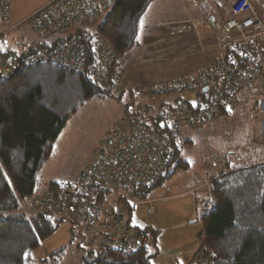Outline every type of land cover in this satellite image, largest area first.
I'll list each match as a JSON object with an SVG mask.
<instances>
[{"label": "built area", "instance_id": "obj_1", "mask_svg": "<svg viewBox=\"0 0 264 264\" xmlns=\"http://www.w3.org/2000/svg\"><path fill=\"white\" fill-rule=\"evenodd\" d=\"M116 1L51 0L13 26L12 0H0L6 33L26 24L38 42L21 53L12 48L1 51L0 78L9 79L20 66L53 64L115 100L127 98L124 115L110 127L92 163L75 180L47 186L29 203L34 214L48 221L69 222L82 250L131 256L151 251L157 235L150 227L131 222L133 207L178 163L187 132L241 108L256 109L264 147V97L255 101L258 83L264 79V19L255 14L250 0H234L224 24L215 17L207 20L212 31H220L217 54L209 64L164 82L133 86L126 78L127 64L102 36L80 31L60 38L81 22L109 12ZM188 94L195 95L194 102L185 98ZM165 99H173V104L151 108ZM224 164L216 178L227 173ZM153 213L149 206L150 218Z\"/></svg>", "mask_w": 264, "mask_h": 264}, {"label": "trees", "instance_id": "obj_2", "mask_svg": "<svg viewBox=\"0 0 264 264\" xmlns=\"http://www.w3.org/2000/svg\"><path fill=\"white\" fill-rule=\"evenodd\" d=\"M154 1L117 0L96 34L123 58L137 45L141 21ZM100 95L106 94L53 64L20 66L9 79L0 78V264H35L32 253L56 231L59 223L41 215L27 218L22 204L40 194V174L67 121L85 100ZM251 153L241 154L211 182L209 197L198 200L205 210L194 264H264V156L257 153L258 161L249 163ZM155 253L83 250L82 264H150Z\"/></svg>", "mask_w": 264, "mask_h": 264}, {"label": "rangeland", "instance_id": "obj_3", "mask_svg": "<svg viewBox=\"0 0 264 264\" xmlns=\"http://www.w3.org/2000/svg\"><path fill=\"white\" fill-rule=\"evenodd\" d=\"M260 1L264 3V0H258L255 4L259 5ZM46 3L48 0H12L14 16L22 21ZM257 5H254V10L264 19L261 13L264 9ZM105 15L103 13L81 22L74 29L61 34L60 38L76 35L80 31L96 34ZM25 26H21V30L25 29L28 36L36 38ZM7 27L8 24L4 28L7 30ZM9 36L7 33L5 39ZM11 47L14 48L13 45ZM164 64L177 71L176 64H170L169 61ZM257 90L255 101L264 97V79L258 83ZM186 99L194 102L195 95L188 94ZM126 100L118 101L108 95H100L84 101L59 134L53 154L40 174L38 193L45 192L47 186L56 182L75 180L92 163L94 151L110 127L124 115ZM246 110L248 113L239 110L187 132L188 145L180 155V161L172 167L170 176L134 205L131 222L143 229L150 227L157 233L155 246L150 251L156 253L151 257L150 264H194L201 245V218L205 210L201 204L204 201L199 203L198 200L206 194L209 197L211 182L218 179L216 174L221 170L219 166L225 163L224 170L227 172L229 166L231 168L238 163L237 158L241 154L252 152L249 163L258 161L257 153L264 156L256 109ZM30 199L22 204V211L27 218L37 215L31 210ZM149 206L154 210L151 218L148 215ZM72 230L73 226L69 222H60L56 231L32 253L35 264H82L83 250L78 246L77 238L73 237Z\"/></svg>", "mask_w": 264, "mask_h": 264}, {"label": "crops", "instance_id": "obj_4", "mask_svg": "<svg viewBox=\"0 0 264 264\" xmlns=\"http://www.w3.org/2000/svg\"><path fill=\"white\" fill-rule=\"evenodd\" d=\"M233 2L234 0H155L141 21L137 45L123 57L128 66V83L134 86L164 82L195 73L209 64L217 54L220 31H212L207 26V20L215 17L224 24ZM250 2L254 10L258 0ZM257 6L264 9L261 1ZM261 13L264 14V10ZM255 14L259 16L257 12ZM24 20L14 16L12 5L11 25L15 26ZM4 27L6 24L0 22V35L4 37L1 51H7L13 45L12 50L21 53L30 47L31 42H37L36 38L26 34L25 29L21 30V26L18 31L8 33L10 36L5 39L7 30ZM49 42L51 40L45 41V44ZM166 61L176 64L177 71L164 64ZM172 100L152 103L151 108L158 109L162 104H173ZM242 110L248 113L245 107L240 109Z\"/></svg>", "mask_w": 264, "mask_h": 264}, {"label": "water", "instance_id": "obj_5", "mask_svg": "<svg viewBox=\"0 0 264 264\" xmlns=\"http://www.w3.org/2000/svg\"><path fill=\"white\" fill-rule=\"evenodd\" d=\"M206 91H207L206 89L203 90V92H206Z\"/></svg>", "mask_w": 264, "mask_h": 264}, {"label": "snow or ice", "instance_id": "obj_6", "mask_svg": "<svg viewBox=\"0 0 264 264\" xmlns=\"http://www.w3.org/2000/svg\"><path fill=\"white\" fill-rule=\"evenodd\" d=\"M142 23V22H141ZM229 111H231V109H229Z\"/></svg>", "mask_w": 264, "mask_h": 264}]
</instances>
